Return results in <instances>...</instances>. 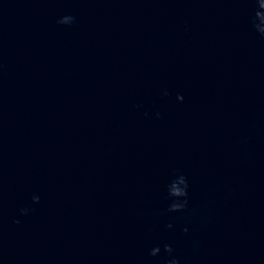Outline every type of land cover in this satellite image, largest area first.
Instances as JSON below:
<instances>
[{"label": "clouds", "instance_id": "clouds-1", "mask_svg": "<svg viewBox=\"0 0 264 264\" xmlns=\"http://www.w3.org/2000/svg\"><path fill=\"white\" fill-rule=\"evenodd\" d=\"M253 2L256 3L257 5L259 4V0H253ZM258 15H259V11H256L255 18H254L255 27H256L255 21H257ZM256 29H257V27H256ZM260 33L264 34V32H260ZM179 97H180L179 100L182 101L183 97L182 96H179ZM177 179H179L180 183L182 184V187L176 186ZM187 188H188V183H187L186 178L183 175H179L175 180H173L168 185V194L171 198H173V202L170 204L168 211L179 212V211H184L186 209V207H187V196H188ZM33 200H34V202L38 203L39 197L34 196ZM21 211H22V213L27 214L28 209L25 208V209H22ZM18 222L19 221H17V223ZM168 227H171V225H168ZM184 231H187V229H184ZM163 251L169 257L166 261V264H180V260L177 258L176 255H174V249L172 248L171 245L164 244L163 245ZM160 253H161L160 246H155L150 250L149 255L152 257H156Z\"/></svg>", "mask_w": 264, "mask_h": 264}]
</instances>
